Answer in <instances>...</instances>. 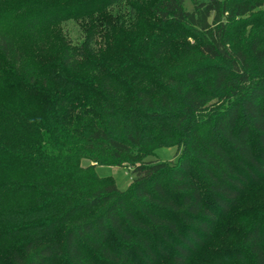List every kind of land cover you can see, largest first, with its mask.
<instances>
[{"label": "trees", "instance_id": "trees-1", "mask_svg": "<svg viewBox=\"0 0 264 264\" xmlns=\"http://www.w3.org/2000/svg\"><path fill=\"white\" fill-rule=\"evenodd\" d=\"M263 183L264 0H0V264H190ZM259 208L209 264H264Z\"/></svg>", "mask_w": 264, "mask_h": 264}, {"label": "rangeland", "instance_id": "rangeland-1", "mask_svg": "<svg viewBox=\"0 0 264 264\" xmlns=\"http://www.w3.org/2000/svg\"><path fill=\"white\" fill-rule=\"evenodd\" d=\"M188 7L192 8V5L188 4ZM111 13L110 15H108L109 20H112ZM254 29H256V26H249L248 28H246V30L244 29L243 31H241V40L244 42L245 38L249 37ZM64 31L75 42L79 41V39H81V37L83 36V29L78 23H67V25L64 26ZM180 39V42H182L181 48H190L196 43V40L191 36ZM176 155V146L160 147L156 149L154 155L147 157V160L159 159L163 161H174L176 159ZM83 163L87 164L88 161H84ZM96 170L102 176H113L117 182L118 187L122 190L128 189L135 177L132 169L126 166L97 165ZM261 205H264V183L253 184L248 188L247 192L242 197L240 204L233 210L232 214L227 218V220L218 230L217 237H215V240L210 243L211 248L193 257L190 261V264H209L211 259H213L212 252L216 253V251H219L224 241L232 240L234 243V241L239 238L238 230H241L240 226L243 219L248 218L249 214L254 212L256 209H258V211H261L259 210V207Z\"/></svg>", "mask_w": 264, "mask_h": 264}]
</instances>
